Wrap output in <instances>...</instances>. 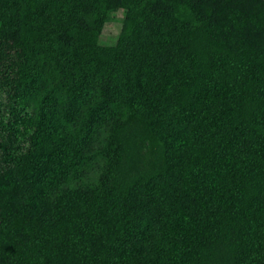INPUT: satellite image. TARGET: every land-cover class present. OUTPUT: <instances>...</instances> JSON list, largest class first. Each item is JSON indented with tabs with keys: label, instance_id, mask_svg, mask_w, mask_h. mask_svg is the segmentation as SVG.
Instances as JSON below:
<instances>
[{
	"label": "trees",
	"instance_id": "trees-1",
	"mask_svg": "<svg viewBox=\"0 0 264 264\" xmlns=\"http://www.w3.org/2000/svg\"><path fill=\"white\" fill-rule=\"evenodd\" d=\"M0 87V264H264V0H0Z\"/></svg>",
	"mask_w": 264,
	"mask_h": 264
},
{
	"label": "rangeland",
	"instance_id": "rangeland-1",
	"mask_svg": "<svg viewBox=\"0 0 264 264\" xmlns=\"http://www.w3.org/2000/svg\"><path fill=\"white\" fill-rule=\"evenodd\" d=\"M121 17H122V11L116 10L109 12L107 16L105 17L104 21L102 22L100 26V30L98 35L96 36V42L100 45H111L114 43L116 36L120 30L121 26ZM50 63H45L43 65V69L47 68V66ZM5 88L0 87V141L1 140H10L12 147H18V148H25L28 145V137L30 128L29 127H23V126H7V128H2L1 125H5L6 123V110H5V104H6V90ZM40 91V86L37 87L36 93ZM23 94V92H21ZM34 97V96H33ZM33 97L29 96L26 98V100L23 101V105L25 106L24 111L29 112L32 109V102ZM23 111L20 113L22 114ZM11 127V128H10ZM99 170L94 166L92 169V164L88 165L87 170V176L89 181H94L98 174Z\"/></svg>",
	"mask_w": 264,
	"mask_h": 264
}]
</instances>
